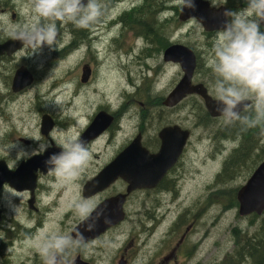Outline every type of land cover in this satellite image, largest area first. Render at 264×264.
Wrapping results in <instances>:
<instances>
[{"label":"flooded vegetation","instance_id":"af4514ba","mask_svg":"<svg viewBox=\"0 0 264 264\" xmlns=\"http://www.w3.org/2000/svg\"><path fill=\"white\" fill-rule=\"evenodd\" d=\"M127 1L131 0H103V3L101 0L104 6L109 5L105 7L106 17L89 29H77L71 23L58 24L56 51L49 52L45 48L36 57L32 54L27 56L32 50L21 43L11 53H0V114L4 115L6 108L17 98L38 90L36 100L27 111V117L32 120L35 114L38 115V121L29 126L32 134H18L12 139L18 142L10 154L0 156V170L4 167L14 172L12 174L16 178L20 174L18 182L5 179L0 185V231L11 228L15 218L14 207L20 203L25 205L23 212L30 209L28 213L32 215V222L42 221L39 213L43 204L56 199L52 206L58 207V199L65 200V188L48 174L44 162L49 155L61 150L56 143L61 136L76 135L88 145L92 160L73 187H83L82 197H93L102 209L106 207V214L110 216V223L105 224L101 220L96 230L83 232L86 242L94 241L96 244L105 239V244L99 249H104L108 244L122 243L117 256L108 264H131L133 261L139 264H211V260L212 264H218L228 259L231 253H234L235 264H247L250 258H241L236 249L240 247L242 251L250 246L237 245L232 235L230 241L233 245L228 252L217 257V249L216 255H206L205 236L209 232L207 215L218 205H222L220 208L224 210L239 207L238 192L242 185L230 178L235 176L237 169L254 158L255 151L259 150L263 153L260 157H264V135L260 134L259 128L245 131L240 124L224 126L232 129V132H201L196 138L202 145L198 155L191 152L196 133L174 119H164L158 124L159 128L148 132L146 120L150 113L149 119L153 123V108L161 104L167 109L176 107L165 105L163 101L178 82L165 97L148 94L147 99L143 100L142 95L151 89L161 70V65L156 63L164 61L172 67H179L177 62L165 59V50L177 43L187 45L173 37L177 32L176 24L182 5L179 4L177 11L174 0ZM138 5L141 7L131 14H122ZM158 7L159 10L163 8L160 11L165 17L163 20L155 12ZM7 14H10L13 23L21 26L36 22L31 0H0V16ZM148 24L152 26L150 31H147ZM160 24L163 35H160ZM153 32L157 34L152 37ZM131 37H145L148 47L144 45L139 53V46L130 45ZM215 38L216 32L206 35L205 44L200 50L203 71L199 72L196 67L193 77L194 83L205 84L208 93L214 83L208 60ZM11 39L10 35L0 36V44H7ZM82 48V59L85 60L79 65ZM143 56L148 59H143ZM132 58L136 66L133 76L124 65ZM21 68L22 74L19 73L21 76L15 85V77ZM200 76L201 80L198 79ZM66 89L69 93L64 96L61 108L55 106V100L50 106H45V101L39 95V90L64 92ZM133 90L135 93L131 94ZM116 92L120 94L117 96ZM69 95L73 96V101L78 99L79 105L69 102ZM189 96L201 110V124L207 126L212 119L220 118L209 114L202 95ZM67 105L68 113H65ZM136 114L138 119L133 130H126ZM98 116H102L101 124L108 123L106 128L97 134L91 131L87 134L92 121ZM175 125L190 130L182 148L178 142H164L162 138L161 130ZM171 134L166 133L167 136ZM220 142L222 146L218 154L225 153L223 170L211 181L206 176L210 143L215 150ZM42 145H47V149L40 150ZM163 146L166 151L161 153ZM22 165L25 167L20 168ZM18 170L22 171L18 173ZM88 183L92 192L85 195L84 189ZM224 185L231 189L225 190ZM236 185L240 186L234 190ZM22 196L25 197L23 201L20 199ZM162 204L166 206L164 210ZM133 207L139 213L133 212ZM39 229H42V225L28 229L15 260L9 264H28L30 260L22 257L29 246L25 240L34 237ZM120 237L124 239H118ZM138 238H142L143 244L136 249L130 248L136 244L132 240L138 242ZM149 238L156 242L152 250L145 248ZM78 252L74 264H97L96 261L83 262L81 249Z\"/></svg>","mask_w":264,"mask_h":264},{"label":"clouds","instance_id":"9594fccd","mask_svg":"<svg viewBox=\"0 0 264 264\" xmlns=\"http://www.w3.org/2000/svg\"><path fill=\"white\" fill-rule=\"evenodd\" d=\"M179 2L195 8L194 0ZM243 4L223 13L224 22L216 32L208 60L214 77L209 94L225 124L238 122L243 130L259 128L264 135V0H243ZM31 9L36 22L17 27L9 35L30 48L33 57L45 48L49 52L57 50L58 24L71 23L77 29H89L107 14L101 0H31ZM56 143L61 150L49 155L44 163L57 184L68 188L81 179L92 152L76 135H63ZM46 149L47 145H42L40 150ZM70 210L85 224L84 231L96 230L101 220L110 223L106 207L102 209L93 197L73 199ZM25 244L36 248L43 264H71L72 251L88 247L79 229L75 235L42 230L26 239Z\"/></svg>","mask_w":264,"mask_h":264},{"label":"rangeland","instance_id":"374dc122","mask_svg":"<svg viewBox=\"0 0 264 264\" xmlns=\"http://www.w3.org/2000/svg\"><path fill=\"white\" fill-rule=\"evenodd\" d=\"M211 1L213 2V4L219 5L224 3L226 0H211ZM127 2H134V0ZM174 2L176 3V8H177L180 2L179 0H174ZM108 6H104V7L107 8ZM140 7L141 6L139 5L136 7H132L128 12H123L122 14L123 15L128 13L131 14ZM229 9L236 10L239 8L238 7L236 8L234 6ZM161 10H163V8L159 10L158 7V9H155V12L157 16L159 14V17L163 20L165 17L163 16V14H160ZM140 19H142V15L140 16ZM17 27H22V26L20 24L13 23L11 21L10 14L0 16V36L5 37L6 35H9V33L12 32ZM151 28L152 26L148 24L147 31H150ZM176 29L177 32L175 35H173V37L178 38L179 41H183L184 43H187V45L192 47L195 51L196 50L200 51L201 48L204 46L207 32L205 31V29L197 19L189 18L186 21H180L179 23L177 22ZM153 34L151 35L152 37ZM146 39H148L147 36ZM146 39L145 37L137 38V39L131 37L130 45L139 46V53H140L141 47H143L144 45L148 47L149 45L147 44ZM83 50L84 48H82L81 51L79 52L81 59V61H79V65L83 64L85 60L82 59L84 56ZM31 54L32 52L31 53L28 52L27 56ZM142 58L143 59L146 58V60L148 59L146 56H143ZM134 60L135 59L133 58L130 59L128 64L126 61L124 62V65L127 66V69L130 70L131 76H133L136 72V66ZM4 64L7 65V61H5ZM156 65H161V70L158 72V76H156L155 80L152 82L151 89L147 93L142 95L143 100L147 99L148 94H151L153 97H157V96L165 97L184 74L180 64L179 67H175L174 65L172 67V65H168L164 61H162V63L158 62L156 63ZM152 77L153 76H150V78ZM160 77H162V79ZM51 78H53V76ZM198 79L201 80V76ZM37 92L38 90H33L28 95L17 98V101H13L8 106V108H6V113H4V115L3 113L0 114V156L4 155V153L10 154L11 149L13 148V146L17 145L18 142L16 140L12 141V139L16 138L18 134H22V135L32 134V132L29 130V126L32 125V122L36 123L38 121V115L35 114V119L32 120L31 117H27V113L30 111L31 103H33L34 100H36ZM68 93H69L68 89H66L64 92L59 90H55V91L39 90V95L41 99L45 101L44 103L45 106L46 105L50 106L51 102L55 100L56 101L55 106H58V108L59 107L61 108V106L63 105L62 100L64 99L65 95H68ZM134 93L135 90H133L131 94ZM116 94L118 96L120 93L116 92ZM191 98L192 97L188 95L187 98L181 100L178 104L174 105L176 107L172 109L164 108L163 104L157 106L156 108H153L152 112L154 113L155 118L153 120V123L150 122L149 119L150 113H149V117L146 120L148 126L147 131L148 132L155 131L157 128H159L158 124L160 122L162 123L164 119H169V118L174 119L177 121L179 125L184 127L186 126L187 128L188 127L192 128L193 131L196 133V135H194V141H193V146L191 148V152L199 155L201 153L202 145L200 146L199 140L196 139L199 137L198 133L201 132L221 133L222 131L232 132V129H227L224 126L226 125L237 126L239 123L237 122L235 124L228 125L225 124L220 118H214L211 120V124L204 126L200 122V115L202 114L201 110L195 104V101H193ZM68 100L74 105H79L78 99L73 101L72 95H69ZM65 113H68V105L67 107H65ZM137 119H138V114H136L133 117L132 124H130V126H128L126 130H133V127ZM56 135L59 137L58 134ZM221 146L222 144L220 142L217 148L214 150L210 143L209 163H208L206 176L211 181L215 180L217 175L223 170L222 163L225 157V153L221 155L218 154ZM260 154L263 153L260 152L259 150L255 151L253 154L254 158L244 167L237 169L235 176L231 177L230 180L234 179L235 182L237 184L240 183V185L246 184L249 178L252 176L254 171L261 163V161L259 163L257 161V159L260 157ZM211 159H213V162L211 161ZM240 185H236L235 187H233L234 190L237 189ZM224 188L225 190L231 189L228 185H224ZM82 189L83 187L80 188L79 185H77L75 188L73 187V185L71 187L65 188V200L59 201L58 199V203H59L58 207L52 206V203L55 202L56 199L54 201L51 200L50 202L48 203L46 202L45 204H43L41 206L39 213L42 221L33 220L31 222L30 220L32 215L28 213L30 209L27 208L23 212L25 208V205L23 203H20L17 206H15L14 207L15 218L12 220L11 228H7L0 231V264H9L13 262V260H15L16 255L18 253V248L23 238H25V236L28 235L27 234L28 229L31 228L32 226L38 224L42 225V229L35 231L34 237L37 234H39L42 230H48V231L58 230L65 234L74 235L73 231L75 230L76 225L80 223L81 220L77 216H75L73 212L70 210V204L73 199L83 198L82 196L84 195L82 194ZM24 198L25 197L22 196V198H20L21 201H23ZM220 207L223 206L222 205L215 206L213 210L207 215V219H208L207 230L209 232L208 235L205 236V241L207 242L206 243L207 246L204 249H207L206 255L208 256L216 255L215 252L218 249L217 257H220L232 248L233 243L232 241H230L231 239L230 233L232 232L234 227L238 226L244 230H249L250 233H252L256 230L257 225H259L260 221L264 220V214H256V218L253 217L254 216L253 214H248L245 216L240 215L238 206L235 207L233 206L228 210H224V208H220ZM165 208L166 206L162 204V210H164ZM136 209L137 208L133 207L132 211L138 212V209L137 210ZM17 212L19 213L17 214ZM36 214L37 213H35V215ZM252 222L254 224H252ZM112 235L115 236L114 234ZM152 235L156 236L157 234H152ZM118 239H124V238L120 237ZM132 241L136 242V244L131 245L130 248L136 249L139 246H141L142 238H138V242L136 241V239ZM132 241L130 243H132ZM104 244H105V239L96 244L94 241L92 242L89 241L87 243L88 245L87 249L81 250L82 261L85 263H89L90 261H96L97 264H108L111 260H113L117 256L118 248L122 245V243L108 244L104 249H99V247ZM155 244L156 242L152 238H149V243L145 245L146 250H152L155 247ZM27 249H28L27 251L23 252L22 257L30 260L28 264H39V263L43 264V261L34 246H28ZM78 251L79 249H75L72 251L69 257L71 264H74V262L77 260V255L79 253ZM29 252H31V254ZM107 259L108 261H106ZM131 264H139V263L133 261L131 262ZM211 264H212V260H211Z\"/></svg>","mask_w":264,"mask_h":264},{"label":"water","instance_id":"95a60500","mask_svg":"<svg viewBox=\"0 0 264 264\" xmlns=\"http://www.w3.org/2000/svg\"><path fill=\"white\" fill-rule=\"evenodd\" d=\"M194 3V9L182 6L181 11L179 13V18L183 21H186L189 18L194 17L201 23L205 31H217L224 22L223 13L225 9H227V7L225 5H213L210 0H194ZM20 45V41L11 39L7 41V44H0V53H4L6 51L8 53H11L17 50ZM165 59L180 64L184 74L175 86V88L164 99L163 103L168 106H174L188 95L200 94L205 99L206 107L209 114L213 117L219 116V113H217L216 111L215 102L209 95L208 89L205 84L202 82H193V77L198 62L196 51L192 47L182 43L173 44L165 50ZM21 71H23V68L18 71L15 77V85L19 82V76H21L19 75V73L22 74ZM101 120L102 116L96 117L92 121V124L89 127L87 134L91 132L97 134L103 131L108 123L106 125H103L101 124ZM167 132H172L171 136H167ZM174 133H177V135H175ZM189 133V129H184L179 125L167 127L161 130L164 142L169 140H173L174 142L176 141V143L178 142L180 144V148H182L186 138L189 136ZM164 151H166L165 146H163L161 153H164ZM24 167L25 165H22L20 168ZM1 168L2 169L0 170V185L3 181H5V179H11L12 182H16L20 178V174H18L16 178V176L12 174L14 172H10L4 167ZM20 171L22 170H18L16 172L19 173ZM91 190V184L88 183L84 189L85 195H89L92 192ZM238 200L240 215L245 216L252 213H264V160L259 164V166L249 178L247 183L242 185L239 189ZM84 228L85 224L81 223L77 228H75L74 233L77 229L82 232H85Z\"/></svg>","mask_w":264,"mask_h":264},{"label":"trees","instance_id":"16d2710c","mask_svg":"<svg viewBox=\"0 0 264 264\" xmlns=\"http://www.w3.org/2000/svg\"><path fill=\"white\" fill-rule=\"evenodd\" d=\"M224 4L227 5V7H238L241 8L244 6L243 0H226ZM180 6L178 5L177 11L179 10ZM177 22L179 23L180 20L178 19ZM179 25V24H178ZM163 28L160 27V35H163ZM207 32V31H206ZM213 32H207L206 35H211ZM157 33L153 34L156 35ZM197 57H198V66L197 70L199 72L203 71L204 63L201 60L200 51L196 50ZM263 156L259 157L257 159L258 163L263 160ZM256 218V214L254 216ZM252 224H254L252 222ZM232 235V238L234 242L236 241L237 245H249L247 249H240L237 248L236 252H239L241 254V258H244V256H248L250 260L247 261V264H264V220L260 221L259 225H257V228L254 232L250 233L249 230H244L238 226L234 227L232 232L230 233ZM232 263H231V261ZM234 259V253H231L229 255V258L219 262L218 264H235ZM254 262V263H253Z\"/></svg>","mask_w":264,"mask_h":264},{"label":"bare ground","instance_id":"6f19581e","mask_svg":"<svg viewBox=\"0 0 264 264\" xmlns=\"http://www.w3.org/2000/svg\"><path fill=\"white\" fill-rule=\"evenodd\" d=\"M170 68V67H169ZM169 70H171V69H169Z\"/></svg>","mask_w":264,"mask_h":264}]
</instances>
